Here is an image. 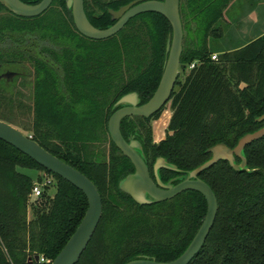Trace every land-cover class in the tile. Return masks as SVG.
I'll use <instances>...</instances> for the list:
<instances>
[{
    "label": "trees",
    "instance_id": "16d2710c",
    "mask_svg": "<svg viewBox=\"0 0 264 264\" xmlns=\"http://www.w3.org/2000/svg\"><path fill=\"white\" fill-rule=\"evenodd\" d=\"M21 1L37 5L43 0ZM134 1L164 0H85V12L94 27L105 30L116 23L110 10ZM234 1L181 0V63L186 70L167 104L173 114L166 138L155 143L152 122L167 105L150 119L122 122L123 137L142 145L153 178L160 158L180 171L162 169L164 184H178L209 161L212 147L234 149L245 135L264 128L259 121L264 116V36L212 60V45L223 38ZM171 35L165 17L148 13L110 39L91 40L77 30L67 0H54L36 18L15 15L0 3V66L19 73L0 83V120L29 132L46 151L85 175L103 200L101 222L77 264L175 261L206 217L207 202L197 192L146 206L123 193L120 182L135 168L108 131L122 97L136 93L144 105L154 96ZM244 154L245 171L222 161L200 175L215 193L219 211L206 244L190 264H264V138ZM23 171L46 173L54 184L31 202L35 180ZM87 210L80 190L0 140V264H51Z\"/></svg>",
    "mask_w": 264,
    "mask_h": 264
},
{
    "label": "water",
    "instance_id": "95a60500",
    "mask_svg": "<svg viewBox=\"0 0 264 264\" xmlns=\"http://www.w3.org/2000/svg\"><path fill=\"white\" fill-rule=\"evenodd\" d=\"M54 0H43L37 5H29L21 0H0V3L15 15L24 18H36L49 10ZM181 0L134 1L119 11L110 10L115 25L101 30L94 27L85 12V0H67V8L71 10L74 24L84 37L91 40H107L120 33L134 18L148 13H156L165 17L172 27V35L168 39L167 60L160 84L151 100L141 105L138 94L132 93L122 97L108 123L110 138L117 149L127 157L135 168V172L120 182V190L130 196L140 206L163 203L175 197L193 191L201 194L207 202L206 217L187 250L175 261L159 263L150 259H139L127 264H190L201 252L215 225L219 211L218 200L211 187L200 179V175L222 161H226L235 171L248 169L245 149L264 138V128L245 135L234 149L225 144H218L208 152L211 159L189 172L186 177L164 184L160 177L162 169L180 172L175 166L160 158L154 166L155 181L145 162L142 145L135 140H125L121 132L122 122L129 117L149 119L159 113L170 101L181 72L186 66L181 63L184 43V30L180 14ZM264 121V116L259 119ZM0 140L13 146L28 156L47 171L69 182L80 190L88 200V210L80 226L70 238L64 249L51 264H77L90 244L103 216V200L96 186L81 172L64 163L23 131L0 120ZM237 158L241 163H237Z\"/></svg>",
    "mask_w": 264,
    "mask_h": 264
},
{
    "label": "crops",
    "instance_id": "0c3cea01",
    "mask_svg": "<svg viewBox=\"0 0 264 264\" xmlns=\"http://www.w3.org/2000/svg\"><path fill=\"white\" fill-rule=\"evenodd\" d=\"M241 3L240 0H235L230 7L229 13L230 16H226L225 24L226 27L224 30L223 38L219 39L217 42L213 43V48L215 55L219 56L222 51L232 50L239 44H243L250 40H255L259 37L264 36V7L263 10H256L254 14H249V26L246 28V33L243 31V27L246 26L244 17L236 18L234 14L237 11V6ZM264 4V3H263ZM236 15V14H235ZM244 25V26H243ZM220 42V43H218Z\"/></svg>",
    "mask_w": 264,
    "mask_h": 264
},
{
    "label": "rangeland",
    "instance_id": "374dc122",
    "mask_svg": "<svg viewBox=\"0 0 264 264\" xmlns=\"http://www.w3.org/2000/svg\"><path fill=\"white\" fill-rule=\"evenodd\" d=\"M241 3L239 4V6H237V11H236V15L234 14V17L236 18H245V24L246 26L243 27V31H245L246 33V28L249 26V14H254V12H256V10H263L262 8L264 7V0H240ZM256 9V10H255ZM247 15H244L246 14ZM231 13L227 14V17L230 16ZM225 29L226 27L223 26ZM225 31V30H224ZM220 43V42H218ZM215 56V54L213 55ZM212 56V57H213ZM218 57V56H217ZM20 84V83H19ZM23 91H25L26 94H28V91H26V89L22 88ZM172 111L170 110V104L167 105L165 111L161 114L160 118L154 122H152V127H153V131H154V141L155 143H160L162 142L167 135L168 132V127H169V123L172 117ZM25 134L30 137V133L29 132H25ZM26 174H29L30 176H32L35 180V182L37 181L39 176H42L43 173H38V172H31V171H23ZM54 189L50 190L51 194L54 193ZM29 218L32 219V215L29 214Z\"/></svg>",
    "mask_w": 264,
    "mask_h": 264
},
{
    "label": "built area",
    "instance_id": "2783aa9c",
    "mask_svg": "<svg viewBox=\"0 0 264 264\" xmlns=\"http://www.w3.org/2000/svg\"><path fill=\"white\" fill-rule=\"evenodd\" d=\"M212 60L218 61L217 55L213 56ZM192 68H194V65L191 66V69ZM41 177H42V180L41 181L37 180L33 185L32 192L30 195L31 202H34L40 199L41 197H43L46 190L54 184V180L52 176L46 173H43ZM41 262L46 263L48 261H46L44 258H41Z\"/></svg>",
    "mask_w": 264,
    "mask_h": 264
},
{
    "label": "flooded vegetation",
    "instance_id": "af4514ba",
    "mask_svg": "<svg viewBox=\"0 0 264 264\" xmlns=\"http://www.w3.org/2000/svg\"><path fill=\"white\" fill-rule=\"evenodd\" d=\"M17 75H19V73L14 72V71H9V70H3L2 67L0 66V83L2 82H11L13 81ZM155 116V115H154ZM152 116V117H154ZM151 117V118H152ZM150 119V118H149ZM156 121V120H155ZM154 122V121H153ZM150 170V169H149ZM151 174V172H150ZM152 177V175H151ZM153 178V177H152ZM153 180L155 181V177L153 178Z\"/></svg>",
    "mask_w": 264,
    "mask_h": 264
}]
</instances>
